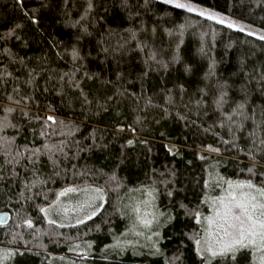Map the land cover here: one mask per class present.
Masks as SVG:
<instances>
[{"label":"trees","instance_id":"1","mask_svg":"<svg viewBox=\"0 0 264 264\" xmlns=\"http://www.w3.org/2000/svg\"><path fill=\"white\" fill-rule=\"evenodd\" d=\"M192 1L264 29V0ZM210 170L264 187L263 39L160 0H0L10 264H256L248 248L235 260L197 251L207 197L221 192ZM76 187H100L95 214L62 225L41 211ZM142 187L168 219L159 253H109ZM80 242L92 253L69 251Z\"/></svg>","mask_w":264,"mask_h":264},{"label":"rangeland","instance_id":"2","mask_svg":"<svg viewBox=\"0 0 264 264\" xmlns=\"http://www.w3.org/2000/svg\"><path fill=\"white\" fill-rule=\"evenodd\" d=\"M174 7H177V2L189 4L195 11H191L188 8H181L189 12L195 13L203 18L212 20L227 27L245 32L252 36L261 38L264 37V29L252 25L244 20L230 16L223 12L217 11L211 7L196 3L192 0H176V2L169 3L168 0H160ZM179 8V7H177ZM204 13V14H202ZM215 17L213 19L212 17ZM221 21H225L221 23ZM235 25V26H232ZM264 40V39H263ZM219 173V172H218ZM209 187L211 189L219 188V195H210L207 197V203L209 206V213L200 216V220L203 225V236L200 239L199 249L203 250L206 242L210 239L208 230L212 228L208 224V217L213 214V204L216 203L219 198L226 197L227 190L229 189V181L245 182L243 180H233L225 178L221 175L217 176L210 170L209 173ZM253 185V184H252ZM85 187L70 188L74 189L70 192L68 197L64 199H58L53 205L45 209V213L49 219L56 221L55 215L61 216L58 222L62 225L76 224L77 221L82 222L85 217H90L93 214L90 211L93 209L95 203L100 201V195L90 189L89 192L81 191ZM100 188V187H98ZM257 188V187H256ZM102 190V189H101ZM237 191L241 190L239 188ZM244 191H249L247 185L243 188ZM75 192V193H74ZM95 200H97L95 202ZM124 207L128 210L126 215L131 221L130 228L122 235H114V243L107 248L109 253H124L125 250L131 249L136 254H151L156 255L159 253L158 244L161 239L162 228L167 223L168 219L163 213L158 210L157 198L152 187H142L136 191H133L128 197L124 199ZM94 204V205H93ZM220 205L216 203V207ZM59 212V213H58ZM90 213V214H89ZM88 215V216H87ZM144 221H151L145 223ZM254 252V259L256 264H261V259L264 258V249L248 248ZM69 251L74 254L89 255L92 253V246L90 243L80 242L72 244L69 247ZM106 252V251H105ZM14 251L8 249H0V264H10ZM207 258L213 259L210 254H204ZM219 257V256H216ZM55 264H79L73 258L62 257Z\"/></svg>","mask_w":264,"mask_h":264},{"label":"snow or ice","instance_id":"3","mask_svg":"<svg viewBox=\"0 0 264 264\" xmlns=\"http://www.w3.org/2000/svg\"><path fill=\"white\" fill-rule=\"evenodd\" d=\"M168 2L173 3L176 0H168ZM91 6L89 4V7ZM177 7L195 11V8L186 3L177 2ZM212 18L215 19L214 16ZM224 22L221 21V23ZM54 119L51 116L47 117V120ZM245 185L248 186L249 191L243 190ZM237 188L241 190L237 191ZM73 190L66 189L65 191ZM216 203L220 206L216 207ZM216 203L213 204V214L207 218L208 224L212 226L208 230L210 239L206 242L203 250L197 249L201 255H204L205 252L212 257L231 254L232 259L235 260L236 253L241 249H264V187L256 188L250 181H229L226 197L219 198ZM41 211L45 210L41 209ZM85 218L87 219V217ZM144 222L150 223L151 221ZM26 223L30 224L31 221H26ZM196 243L200 244V241L197 240ZM261 264H264V258L261 259Z\"/></svg>","mask_w":264,"mask_h":264},{"label":"crops","instance_id":"4","mask_svg":"<svg viewBox=\"0 0 264 264\" xmlns=\"http://www.w3.org/2000/svg\"><path fill=\"white\" fill-rule=\"evenodd\" d=\"M91 190H93L95 193H97V194H99L100 195V190L98 189V188H93V187H91L90 188ZM90 189H89V191H90ZM97 200H95V202H96ZM94 205V204H93ZM95 207H94V209H92L91 211H90V213L91 214H93V213H96L99 209H100V203H97V205H96V203H95V205H94ZM89 213V214H90ZM88 216V215H87ZM62 219V218H61Z\"/></svg>","mask_w":264,"mask_h":264},{"label":"water","instance_id":"5","mask_svg":"<svg viewBox=\"0 0 264 264\" xmlns=\"http://www.w3.org/2000/svg\"><path fill=\"white\" fill-rule=\"evenodd\" d=\"M9 219V215L7 212H3L2 214H0V222L1 223H6Z\"/></svg>","mask_w":264,"mask_h":264}]
</instances>
